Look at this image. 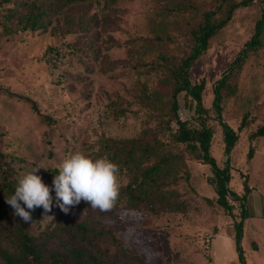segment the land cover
Masks as SVG:
<instances>
[{"label": "rangeland", "instance_id": "rangeland-1", "mask_svg": "<svg viewBox=\"0 0 264 264\" xmlns=\"http://www.w3.org/2000/svg\"><path fill=\"white\" fill-rule=\"evenodd\" d=\"M219 3L0 0V214L21 220L6 203L3 180H13L17 187L23 174L43 166L36 174L52 189L53 206L51 212L42 207L31 211L32 222L26 225L48 247L62 245L60 226L86 220L103 232L98 246L104 264H211L209 242L215 229L234 228L240 202L229 195L231 212L216 202L208 181L210 165L200 161L197 147L173 139L176 123L168 119L174 69L191 49V30L203 11ZM262 8L264 0L235 8L188 69L192 82L205 77L201 95L209 111L203 118L212 128L209 150L220 166L226 154L211 107L212 86L253 33ZM221 15V10L215 14ZM177 100V114L198 125L191 96L182 90ZM221 105L222 117L238 132L228 186L241 193L245 178L264 193V135L249 137L264 121V30L260 45L247 53L238 76L223 90ZM242 119L245 124L239 127ZM104 137L136 138L166 155L170 173L156 188V198L167 197L182 209L155 211L137 198L131 207L124 192L131 175L120 168L123 187L113 209L93 210L81 201L65 214L53 185L58 174L51 169H59L77 151L101 158L96 152L103 149ZM242 228L255 227L249 219Z\"/></svg>", "mask_w": 264, "mask_h": 264}, {"label": "trees", "instance_id": "trees-1", "mask_svg": "<svg viewBox=\"0 0 264 264\" xmlns=\"http://www.w3.org/2000/svg\"><path fill=\"white\" fill-rule=\"evenodd\" d=\"M73 2L76 0H61ZM252 0H220L219 6L202 12L201 19L196 27L191 30L193 43L189 52L180 58L174 69V83L171 90V115L169 122L176 123L173 132V139L183 142L199 149L200 161L208 163L212 175L208 181L213 184L216 193V202L226 211L231 212L229 195L233 200L240 202L239 219L233 222L235 230L234 238L236 246L241 255L242 247L240 239L242 235L243 220L247 215L245 200L251 186L246 179L242 181V192L237 193L228 186L231 178L229 167L230 151L238 139L237 130L222 117V97L223 90L231 86L232 79H235L241 69L244 58L249 51L255 50L261 43V35L264 30V8L260 16L256 19L254 31L244 42L236 56L230 61L223 73L217 78L212 86L213 97L211 107L215 111L216 119L222 129L223 151L226 154L225 163L220 166L215 157L211 154L209 147L212 137V128L207 124L209 108L202 102L201 92L205 86V77L202 76L197 81H191L188 77V69L192 62L207 48L209 38L223 27L231 18L235 8L247 5ZM221 10L222 15L215 16ZM32 22L36 17H31ZM28 25L24 24V28ZM30 27H34L31 25ZM184 90L195 101V111L198 114V125L191 124L188 119H182L177 114L179 107L177 93ZM22 97L21 94H17ZM29 99V98H27ZM30 103L37 110L33 100ZM48 120L50 116L45 115ZM244 119L239 127L244 126ZM264 135V121L249 135L250 138ZM103 149L96 152L97 157L109 155L110 160L117 163L120 168H125L131 175L124 192L129 196L130 206H137L136 198L142 199L146 204L153 207L155 211L162 209L181 210L182 205L165 197L157 199L156 188L162 180H165L170 171L168 168V158L166 155H158L155 147L148 142H139L136 138L115 140L104 137L100 143ZM252 148L248 149V156L251 155ZM158 159L156 160V158ZM55 174H59L58 168L51 169ZM6 175L3 178L6 179ZM2 188L9 196L14 194L15 184L13 180H3ZM5 214H0V258L4 264H104L106 261L104 252L98 246L103 232L89 225L86 220L77 222H67L60 226L57 231L62 245L48 247L42 239L29 232L23 220L13 219Z\"/></svg>", "mask_w": 264, "mask_h": 264}, {"label": "clouds", "instance_id": "clouds-1", "mask_svg": "<svg viewBox=\"0 0 264 264\" xmlns=\"http://www.w3.org/2000/svg\"><path fill=\"white\" fill-rule=\"evenodd\" d=\"M40 168L44 167L37 166L23 174L14 194L6 197L14 215L25 223L32 222L31 211L42 207L45 212H51L53 206L52 189L36 174ZM53 185L59 207L65 214L81 201L93 210L109 211L115 207L123 187L117 163L107 156L93 158L79 151L63 160Z\"/></svg>", "mask_w": 264, "mask_h": 264}, {"label": "crops", "instance_id": "crops-1", "mask_svg": "<svg viewBox=\"0 0 264 264\" xmlns=\"http://www.w3.org/2000/svg\"><path fill=\"white\" fill-rule=\"evenodd\" d=\"M249 200V201H248ZM245 205L247 215L255 228H242L241 255L236 246L234 228H216L209 242L211 264H264V193L250 189Z\"/></svg>", "mask_w": 264, "mask_h": 264}]
</instances>
